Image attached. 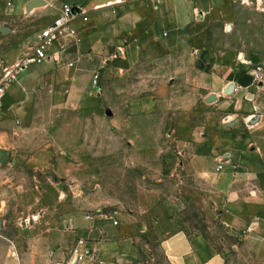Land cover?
<instances>
[{
  "label": "crops",
  "instance_id": "1",
  "mask_svg": "<svg viewBox=\"0 0 264 264\" xmlns=\"http://www.w3.org/2000/svg\"><path fill=\"white\" fill-rule=\"evenodd\" d=\"M33 1L0 0V63L31 55L64 5L89 21H75L76 37L45 47L47 58L20 69L0 95V150L9 153L0 215L21 189L12 175L33 176L38 193L22 201L18 231L5 238L7 264L15 254L18 264H63L76 251L134 264L143 236L168 264H264V83L254 78L259 67L264 77V48L220 46L221 0H42L30 10ZM70 123L128 125L134 150L158 154L163 183L143 197L141 215L70 213L59 228L61 187L43 178L75 174V152L60 146L70 145ZM181 194L198 196L240 246L219 250L192 229Z\"/></svg>",
  "mask_w": 264,
  "mask_h": 264
},
{
  "label": "rangeland",
  "instance_id": "2",
  "mask_svg": "<svg viewBox=\"0 0 264 264\" xmlns=\"http://www.w3.org/2000/svg\"><path fill=\"white\" fill-rule=\"evenodd\" d=\"M215 18L221 47L239 50L264 48V0H221L215 10ZM85 125L84 129L79 123H70V145H60L75 152L74 166H70L75 174L43 178L44 181L53 178L60 184L58 206L52 210L59 216V228L63 231L67 229L63 218L70 213L79 217L140 214L147 210L141 206L143 197L154 195L152 190L163 183L159 176L158 154L152 150H134L128 125L122 129L115 123ZM11 179L12 185L21 189L12 188L10 208L5 217L0 215V264L8 262L5 247L9 243L5 238L14 237L18 231L22 201L33 200L35 194L38 195L34 192L33 176L12 175ZM172 194L179 196L178 192ZM181 195V208L178 210L192 229L200 231L219 250L240 246V240L230 235L217 218L210 215L198 196ZM122 223L127 226L123 220ZM1 227H6V230L2 232ZM137 248L139 258L134 264H168L160 245L152 238L140 237ZM12 258L15 259L12 263L18 264V256L15 254ZM231 262H237V258H232ZM63 264L94 263L80 262L74 254L73 257L67 256Z\"/></svg>",
  "mask_w": 264,
  "mask_h": 264
},
{
  "label": "built area",
  "instance_id": "3",
  "mask_svg": "<svg viewBox=\"0 0 264 264\" xmlns=\"http://www.w3.org/2000/svg\"><path fill=\"white\" fill-rule=\"evenodd\" d=\"M83 20L88 22L89 17L82 12H76L71 5H64L61 11V15L57 17L54 22L47 28L41 30L37 34L38 44L33 49V52L28 57L21 59L20 63L16 66H9L6 63H0V95L5 91V87L12 84L17 77L18 71L33 63H42L47 54L45 47L52 46L57 43L63 36L69 35L70 37H76L77 31L73 28V23L77 20ZM256 83H264L263 67H259L254 73ZM96 84V82H95ZM223 169L222 166L218 168L219 171ZM118 223L115 222V225ZM83 245V244H81ZM76 259L80 262H91L94 264H103L98 261L96 254L93 251H86L81 253L75 252Z\"/></svg>",
  "mask_w": 264,
  "mask_h": 264
},
{
  "label": "water",
  "instance_id": "4",
  "mask_svg": "<svg viewBox=\"0 0 264 264\" xmlns=\"http://www.w3.org/2000/svg\"><path fill=\"white\" fill-rule=\"evenodd\" d=\"M41 5H44L42 4V0H34L29 9L32 10L36 7H39ZM76 10V9H75ZM8 156H9V153L7 151H4V150H0V163H5L8 159Z\"/></svg>",
  "mask_w": 264,
  "mask_h": 264
}]
</instances>
